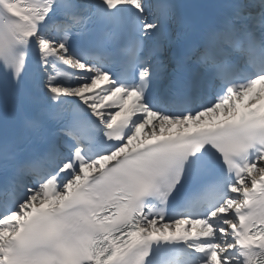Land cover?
I'll return each mask as SVG.
<instances>
[{"label":"snow or ice","instance_id":"snow-or-ice-1","mask_svg":"<svg viewBox=\"0 0 264 264\" xmlns=\"http://www.w3.org/2000/svg\"><path fill=\"white\" fill-rule=\"evenodd\" d=\"M260 102L264 0H0V264H264Z\"/></svg>","mask_w":264,"mask_h":264}]
</instances>
